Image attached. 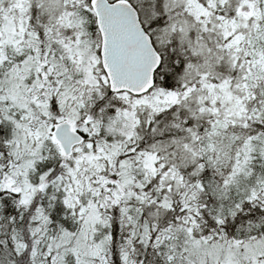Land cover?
<instances>
[{
  "label": "snow or ice",
  "instance_id": "snow-or-ice-1",
  "mask_svg": "<svg viewBox=\"0 0 264 264\" xmlns=\"http://www.w3.org/2000/svg\"><path fill=\"white\" fill-rule=\"evenodd\" d=\"M0 264H264V0H0Z\"/></svg>",
  "mask_w": 264,
  "mask_h": 264
}]
</instances>
